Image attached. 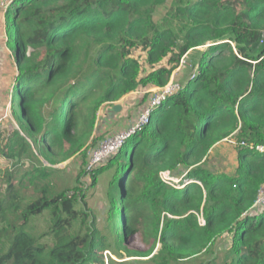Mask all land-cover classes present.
I'll use <instances>...</instances> for the list:
<instances>
[{
    "label": "trees",
    "instance_id": "obj_1",
    "mask_svg": "<svg viewBox=\"0 0 264 264\" xmlns=\"http://www.w3.org/2000/svg\"><path fill=\"white\" fill-rule=\"evenodd\" d=\"M7 16L13 113L29 139L12 134L0 154L12 160L34 145L52 164L70 158L88 143L102 104L167 85L186 57L189 77L105 165L117 207L109 232L134 256L152 255L160 242L154 260L196 257L231 233L229 264H264V208L255 205L264 153L250 147L264 145V0H13ZM137 47L152 65L142 77ZM236 131L245 141L237 173L215 174L205 166L209 151ZM4 170L0 264L104 263L107 236L77 206L78 194L54 190V169L40 163L17 182ZM163 172L183 178L166 181ZM29 179L39 192L27 197ZM46 210L52 225L42 235L52 244L30 227ZM136 232L153 240L148 250L125 243Z\"/></svg>",
    "mask_w": 264,
    "mask_h": 264
},
{
    "label": "rangeland",
    "instance_id": "obj_2",
    "mask_svg": "<svg viewBox=\"0 0 264 264\" xmlns=\"http://www.w3.org/2000/svg\"><path fill=\"white\" fill-rule=\"evenodd\" d=\"M12 1L0 0V149L4 148L6 150L9 137L16 132L29 139L24 127L21 126L18 118L13 113L12 91L15 75L17 74V65L14 50L8 44L10 23L7 16V10ZM161 10L162 7L155 13L156 18L161 17ZM164 13L165 10H162V15ZM208 45L198 48L203 50ZM132 57L136 58L140 64V77L152 70V65L148 62L147 49L142 47L135 48ZM185 58L182 60V65L174 70L169 81L171 93L179 89L180 84H183L190 75V71L185 67ZM159 87L153 84L141 85L117 101L102 104L99 107L96 124L88 143L77 153L62 162L50 163L34 145V153H26L21 157H14L12 160H7L4 155L0 154V166L2 167V172H0V198L6 189L5 181L1 180L6 171L4 169L9 167L10 170H13L15 172V181L17 182L24 178L27 170L29 171L43 163L45 166L55 170L51 177L55 187L54 190L61 192L70 189V192L78 194L80 203L77 206L87 212L86 217L90 221L95 220V227L102 229L105 236H107L108 248L103 251V264H161L162 261L166 264H229L232 258L229 252L232 242L231 233L218 238L207 251L196 257L185 260H171L167 259V257L162 259L159 257L154 260L156 256L153 255L158 253L161 248L160 242L152 255L148 257L134 256L129 254L126 249L117 247L115 237L109 232L113 224L117 222L115 218L117 207L113 205L110 192L113 170L112 168H106L105 165L113 155L108 156L99 166L88 169L90 158L104 139L133 129L140 131L145 127L143 118L145 119V115L151 110V105L154 106L157 102V96L160 92ZM117 105L119 109L115 110ZM157 114L158 110H155L153 116L155 117ZM243 144H245V141L240 139L239 132L236 131L232 136L218 142L211 148L206 158L205 166L215 174L234 176L241 162L240 151ZM129 173H131V170ZM28 177H31V175H27L24 179L28 180ZM162 178L166 181L178 183L183 177L163 172ZM24 185L21 189L23 195L30 197L38 194L39 189L35 181L31 182L29 179L28 182H24ZM20 186L21 184H19V188H21ZM258 206L261 209L264 208L263 204ZM165 215V212H160L162 220ZM200 215L202 217V214ZM51 225L52 220L46 210L31 219L30 227L33 233L37 236H42L40 241L52 244V234L42 235V233L50 229ZM79 227L78 224L77 228L79 229ZM82 229L86 231L87 227L83 226ZM125 243L131 248L145 251L153 244V240L144 241L143 235L140 232H136L128 235ZM211 258H214V261L207 263ZM112 260L115 263H112Z\"/></svg>",
    "mask_w": 264,
    "mask_h": 264
},
{
    "label": "built area",
    "instance_id": "obj_3",
    "mask_svg": "<svg viewBox=\"0 0 264 264\" xmlns=\"http://www.w3.org/2000/svg\"><path fill=\"white\" fill-rule=\"evenodd\" d=\"M159 89L160 92L157 96L158 97L156 100L157 102L155 103L154 106L151 105V110L148 112L147 115H145L146 122L145 119L143 118V123H145V125L150 122L152 115L154 114V111L158 110L164 104L165 100L178 90L176 89L173 93H171L169 83L163 87H159ZM0 130H1V125H0ZM135 131L136 129L130 130L128 132L126 131L120 132L111 137L104 139L101 142V144L96 148V150L93 152L89 161L88 169H92L96 166H99L101 163H103L106 160L108 156L115 155V153H118L119 150L124 146L126 141L133 135ZM250 147L264 153V145H251ZM259 204L264 205V185L261 187L258 198L255 202L256 206H258ZM200 221L202 224L205 223L203 216L202 217L200 216Z\"/></svg>",
    "mask_w": 264,
    "mask_h": 264
},
{
    "label": "water",
    "instance_id": "obj_4",
    "mask_svg": "<svg viewBox=\"0 0 264 264\" xmlns=\"http://www.w3.org/2000/svg\"><path fill=\"white\" fill-rule=\"evenodd\" d=\"M119 109V106L117 105L116 107H115V110H118Z\"/></svg>",
    "mask_w": 264,
    "mask_h": 264
}]
</instances>
